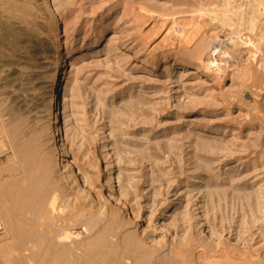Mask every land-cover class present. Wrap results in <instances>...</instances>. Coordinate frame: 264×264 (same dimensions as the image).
Masks as SVG:
<instances>
[{
	"label": "rangeland",
	"instance_id": "374dc122",
	"mask_svg": "<svg viewBox=\"0 0 264 264\" xmlns=\"http://www.w3.org/2000/svg\"><path fill=\"white\" fill-rule=\"evenodd\" d=\"M25 1L35 20L26 48L0 49V264H264V44L249 29L253 0L60 6V36L79 48L60 91L64 159L77 171L68 179L47 146L43 94L63 24L42 0ZM60 217L88 233L68 260L48 261Z\"/></svg>",
	"mask_w": 264,
	"mask_h": 264
},
{
	"label": "bare ground",
	"instance_id": "6f19581e",
	"mask_svg": "<svg viewBox=\"0 0 264 264\" xmlns=\"http://www.w3.org/2000/svg\"><path fill=\"white\" fill-rule=\"evenodd\" d=\"M69 2H71V0H42V2L40 4L41 5V9L44 10L45 14H47L48 17H50L55 24H63L62 26L57 27V31H58L57 32V37L55 38L53 44H51L49 46V49H48V51H49V58L51 60H50V62L48 64V67H49V69H48L49 76L47 78H49L50 76H52V80H51V82L49 83L48 86H44L43 87V94H44L45 101H46L45 103L47 105H49V107H50L49 111L47 112V122H48L47 129H48V135H49V142H48V145L47 146L49 147V150L51 152H53V156H54L53 158H55V160L58 161V165H60L61 172H63V177L65 179H68L69 177L71 178V176H72V178H74L73 176H75L77 174L76 173L77 171L71 167L70 162L69 161H66L64 159V157H65L66 154H65V152L63 151V148H62V141H63V136H64V131L65 130H63V128H64L63 126L64 125H63V120H62V118H63L62 114H63V110H64V102L62 100L63 98H61L60 91H61L62 85L65 83V79H66V76H65L66 75V68L68 67V65H70V60H71L73 54L76 53V52H78V49H79L76 46H69L68 47L67 45H65L64 38H62L60 36V35L63 36V33H65V31H66L65 22L62 20V17H61V14H60V8L61 7L64 8ZM223 2H224V0H223ZM225 2H226V0H225ZM252 2H254V6H252V8L250 9V14H249L250 16L247 15L249 17V18H247V19H249L248 20L249 29H250V31H253V32H257V31H254V30H258L260 32V38L262 39L263 44H264V0H253ZM236 3H238V2H236ZM226 4H229V3H226ZM237 8L239 9V7H237ZM241 8H242V6H241ZM30 9H31L30 4L28 2H26L25 0L22 3H19L18 0H0V49H25L26 48L27 41L29 39V36H28L29 33L26 32V31L27 30L29 31L31 29V27L34 26L33 22L35 21L33 19L32 10H30ZM235 13H233V14H235ZM244 13H246V12L244 11ZM239 15L240 14H238V16ZM225 20L226 21L229 20L227 18V16H226V19ZM244 22H246V21H244ZM238 34H237V36H238ZM116 37H117V34L110 33L109 36L105 38V39H107L108 49H110L112 47V40H110V39L116 38ZM102 38H103V33L100 32L98 34V37L93 41V44H94L93 47L96 48L97 45H98V42ZM238 39H239V36H238ZM232 41H234V39ZM233 43H235V45L236 44H240V41H237L236 40ZM243 43H245V42H243ZM215 49H217V48H215ZM185 67H187V64L186 63H178L177 65H175V70H177V69L178 70H181V69H184ZM196 71L198 72L200 70H198V68H197ZM50 86H51V88H50ZM52 107H54V108L51 109ZM202 129H203V131H206V132H218V130H216V128H213L212 129V128H208V127H203ZM202 135H204V134H202ZM42 159H45V158H42ZM53 163L56 164L55 162H53ZM53 163L51 165H54ZM239 163H241V162H239ZM42 167H43V169H41L42 170L41 176L44 177L43 179H45V177L47 175H49L48 174V172H49V166L44 164ZM109 167H111V164H110ZM40 168H41V166L39 167V169ZM81 180H82L81 182H83V183L86 181V179L82 175H81ZM74 181H75L74 179L71 180L72 183ZM52 202L54 204V201H51L50 203H52ZM56 209H57V207H56ZM52 211H53V209H52ZM50 214L51 213H49V215ZM16 217L19 220L20 219H23V215L21 213L16 214ZM61 217L59 219H57L56 222L53 221V222H55V225L54 226L49 227V228L47 227L48 228L47 232L49 233L50 236L46 237L48 235L47 234L45 237L48 240V242L47 241L46 242H47V245H48L49 248L46 250V252L43 253V256L45 258H47L48 261H50V260H56V259H61V258H64L65 260L66 259L68 260V258H69V256L71 254L76 253L80 249V243L79 242H76L80 238V236H81L80 234H82V233H84V232L87 231V228H85V226L84 227L80 226L79 228L81 230L78 231L76 229L77 228V225L75 224V222L73 220H71L69 218H66V217H64V218H61ZM39 218H41V217H39ZM51 219H54L55 220V217L54 218H51ZM8 223L11 225L12 222H8ZM28 224L30 226H35L36 225V223H33L31 221L30 222L28 221ZM38 224L36 225L37 227H39ZM50 224L48 223V225H50ZM41 225H42V223H41ZM45 227H46V225H45ZM43 233L45 234V232H43ZM86 233H88V232H86ZM43 235L41 237L42 239H44L43 238ZM42 239H40V240H42ZM38 241L35 244L36 247H38L41 244V242L38 243ZM26 247H27V245H26ZM21 248H22V246H21ZM29 251H28V253H29ZM22 253H23V251H22ZM32 254H33V252H32ZM23 258H25V257H23ZM31 259H30V257L27 259L28 260V264H32V262L30 261ZM66 263L69 264L68 262H66ZM54 264H56V263H54Z\"/></svg>",
	"mask_w": 264,
	"mask_h": 264
},
{
	"label": "built area",
	"instance_id": "2783aa9c",
	"mask_svg": "<svg viewBox=\"0 0 264 264\" xmlns=\"http://www.w3.org/2000/svg\"><path fill=\"white\" fill-rule=\"evenodd\" d=\"M3 231H4V226L2 222L0 221V235L3 233Z\"/></svg>",
	"mask_w": 264,
	"mask_h": 264
}]
</instances>
